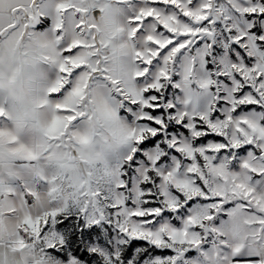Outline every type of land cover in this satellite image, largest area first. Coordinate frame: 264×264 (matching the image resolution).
<instances>
[{
    "label": "snow or ice",
    "instance_id": "obj_1",
    "mask_svg": "<svg viewBox=\"0 0 264 264\" xmlns=\"http://www.w3.org/2000/svg\"><path fill=\"white\" fill-rule=\"evenodd\" d=\"M129 8L132 12L130 38H145L147 48L134 54L137 65L133 76L135 83L127 93L120 81L108 74L107 67H99L100 59H96L95 67L88 59L108 48L109 43L98 40L94 31L96 25L88 23L81 15L75 24L77 38L61 47L63 60L58 64V77L55 85L49 88L48 95L56 100L65 95L83 100L92 75L103 74L111 90L120 98L122 112L135 125V131L127 137L130 147L123 160L126 165L135 163L141 147L147 148L162 135L176 131L172 125L190 136V140L173 136L166 141L168 149L178 157H174L170 167H161L168 159L166 152L144 153L150 166L136 170L139 180L134 194L129 191L128 173L122 166H118L114 193L97 190L89 194L102 202L92 208L99 213L95 223L105 219V209L115 210L123 218L121 232L132 239L146 241L155 249L174 253L168 258H157L154 264H189L185 256L207 242L205 234L214 233V225L224 209L225 192L210 190V172H216L227 180L223 171L225 162L231 161L229 170L233 169L236 156L232 153L250 146L254 151L248 153V158L239 167L247 170L249 180L256 177V185H260L261 178H264V167L258 169L248 162V159L255 158L264 164V69L258 63L259 59H264V23L261 21L264 18V0H131ZM72 9L70 4L60 3L56 10L66 13ZM74 10L78 14L86 11L81 8ZM225 10L227 14H221L217 19L215 13H224ZM54 30L57 42L61 43L64 40L62 20L55 22ZM186 61L202 67L208 75L202 87L210 90L214 101L206 113L189 116L187 112L178 110L175 101H167V91L169 87H178L174 77L181 75ZM125 95L127 99H124ZM248 107L253 109L251 115L257 122L239 119L243 115L241 110ZM56 109L62 115L53 120L48 131L59 136H64L69 127L84 115L74 104L57 103ZM3 115L0 110V116ZM233 119H238L235 128L239 135L235 140L225 132ZM209 136L220 142H205ZM196 141H200V146H196ZM79 142L87 143V137H80ZM19 152L25 160L38 159L34 152L25 149ZM226 152L229 156H223ZM157 178V194L163 208L159 205L145 207L151 204L148 198L154 194L142 190L141 185H154ZM231 194L244 201L242 206L255 205L264 213V196H255L248 184L234 180ZM197 200L202 201V206L186 217L182 227L170 223L157 226L156 218H161L165 211L179 213L185 202L195 203ZM187 206L191 207L190 204ZM80 210L87 213L89 207H81ZM63 212L52 211L35 223L29 220L27 228L40 235L41 226L44 229L50 220L54 221ZM124 218L131 220V225ZM258 223L264 225V218ZM48 247L55 245L51 243ZM240 253L241 249L237 248L233 264H236ZM246 260L247 264H256L257 257L246 254Z\"/></svg>",
    "mask_w": 264,
    "mask_h": 264
},
{
    "label": "clouds",
    "instance_id": "obj_2",
    "mask_svg": "<svg viewBox=\"0 0 264 264\" xmlns=\"http://www.w3.org/2000/svg\"><path fill=\"white\" fill-rule=\"evenodd\" d=\"M60 3L70 4L73 9L58 13ZM130 3L131 0H0V110L4 113L0 116V264H56L48 247L53 238L42 236V226L41 234L37 235L27 228L26 222L35 223L56 210L65 212L85 206L92 209L102 202L90 193L115 192L118 172L115 162L129 150L127 137L135 131L127 115H122L120 98L101 73L92 75L83 100L68 95L56 100L48 95V90L58 77V64L63 60L61 47L77 38L75 24L82 15L88 23L96 25L98 40L109 43L108 48L88 59L94 67L96 59H100L99 67H107L108 74L118 79L127 93L135 83L134 54L147 48L145 38H130ZM75 8L86 11L78 14ZM215 14L219 19L227 11ZM45 16L52 18L53 27L37 31L40 18ZM58 20L64 24L61 43L57 42L54 30ZM258 63L264 69V59ZM207 79L202 67L185 62L176 82L175 102L180 112L189 116L207 112L214 101L210 90L202 87ZM127 98L125 95L124 99ZM57 103L74 104L84 112L64 136L48 131L53 120L62 115L56 109ZM239 119L257 122L249 114ZM237 122L238 119H233L225 129L233 140L239 135ZM80 137H87L88 142L80 143ZM20 149L34 152L38 159H23ZM248 162L258 169L264 167L255 158ZM230 165L231 161L225 162L223 169L227 180L216 172H210L209 176L210 190L225 192L224 209L217 218L219 223H215L214 233L205 234L206 243L213 239L215 243L210 250L204 249L206 243L192 249L197 251L198 258L189 264H233L237 248L241 253L236 264H247L248 253L264 255V225L258 223L264 213L255 205L242 206L244 201L231 194L235 180L248 184L255 196H264V178L256 185L255 176L249 180L247 170L240 167L239 171L229 170ZM26 177L45 181L48 190L37 191L35 185L25 182ZM29 192L32 195H26ZM137 203L139 206L138 196ZM124 219L131 225V220Z\"/></svg>",
    "mask_w": 264,
    "mask_h": 264
},
{
    "label": "rangeland",
    "instance_id": "obj_3",
    "mask_svg": "<svg viewBox=\"0 0 264 264\" xmlns=\"http://www.w3.org/2000/svg\"><path fill=\"white\" fill-rule=\"evenodd\" d=\"M262 23H264V18H261ZM53 27V20L50 16H45L42 18L41 23L36 27L37 31L51 30ZM179 67V64H178ZM215 71V68L212 69ZM180 76L177 75L174 77V83L178 82ZM178 98V91L175 88L169 87L167 91V101L174 102ZM255 111H260L256 109ZM253 109L251 107L244 108L241 110L240 114H249L251 115ZM122 115H126L122 112ZM128 118V117H127ZM173 128H176V131L170 132L167 136H161L156 140L155 144H149L147 148L141 147V152L135 158V163L133 165L123 164L124 157L128 154V151L115 162V166H122L123 171L128 173L126 180L130 182V192L134 194L137 182L139 180L137 169H143L150 166V162L147 161L144 153H155L157 150L164 151L168 154V159L165 161L161 167H170L174 162V157L176 154L173 150L168 149L166 141L173 136H176L180 139H189L190 136L185 133L178 126L172 125ZM205 142H220L217 138L209 136L205 138ZM196 146H200V141H196ZM252 147H247L246 149L241 150L240 152H233L232 155L236 156V161L233 164V169L239 171V165L245 159L248 158V153L253 152ZM223 156H229L226 152ZM178 158V157H176ZM25 182H30L35 185L37 191H47L49 186L45 181H40L38 179L27 178ZM159 187V179L155 180L154 185H141L142 190L153 192V197L148 198L151 201L150 205L145 207H152L159 205L163 208L161 202V197L157 194V189ZM28 195V193L26 194ZM134 198V195H133ZM31 202V200L29 201ZM191 205L188 207L187 205ZM202 206V202L197 200L193 202H185V207L181 209L179 213H168L165 211L164 215L161 218H156L157 226L161 223H170L176 227H182L183 221L190 214H193ZM61 215L65 216H76L82 218L85 222L86 228H91L93 226L99 227L101 234L96 236L94 240L87 241V248L92 254V263H88L76 258L67 245L66 233L63 229L59 228L57 225L58 216L55 220H50L48 225L44 228L42 236L45 238H53V244L55 247L49 248V252L55 257L56 264H154L157 258H168L174 253L167 250H160L158 254H153L147 257H143L140 249H134L131 254L123 256V250L126 247H129L135 240L121 232L120 224L122 223L123 218L117 215L115 210L105 209L104 215L105 219L100 220L99 223H95L94 220L99 219V213H95L92 209H89L87 213L81 212L80 208H70L67 211L63 212ZM219 223V221L217 222ZM60 241H63L60 243ZM146 242V241H143ZM148 243V242H147ZM214 242L209 240L208 243L204 245L205 250H210L211 245ZM149 244V243H148ZM249 255H255L257 257L256 264H262L264 262V255L259 253H248ZM64 255V256H63ZM119 257V259H117ZM195 258H198V253L195 250H192L188 255L185 256V259L190 261ZM100 261V263H99Z\"/></svg>",
    "mask_w": 264,
    "mask_h": 264
},
{
    "label": "trees",
    "instance_id": "obj_4",
    "mask_svg": "<svg viewBox=\"0 0 264 264\" xmlns=\"http://www.w3.org/2000/svg\"><path fill=\"white\" fill-rule=\"evenodd\" d=\"M57 225L66 233V242L71 253L79 260L92 263V254L87 248V241L94 240L96 236L101 234L99 227L93 226L91 228H86L82 218L65 215L58 216ZM134 249H140L143 257L158 254L160 252L159 249H155L147 242L134 241L129 247L123 250V256L131 254Z\"/></svg>",
    "mask_w": 264,
    "mask_h": 264
}]
</instances>
